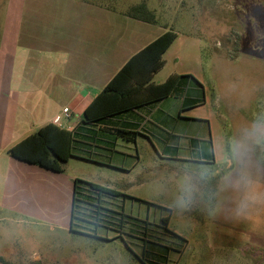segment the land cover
Segmentation results:
<instances>
[{"label":"rangeland","instance_id":"obj_1","mask_svg":"<svg viewBox=\"0 0 264 264\" xmlns=\"http://www.w3.org/2000/svg\"><path fill=\"white\" fill-rule=\"evenodd\" d=\"M104 1L118 11L142 1L154 10L156 33L176 34L155 83L192 75L204 103L181 112L168 129L177 152H165L159 139L152 146L139 138L138 157L126 149L114 156L113 168L70 159L65 176L128 196L88 193L73 230L68 192L48 180L43 191L51 196H43L39 210L30 198L25 214L0 210V256L12 264H264V204L235 219L242 193L220 188L222 143L264 112V0ZM19 7L20 0H0V43L19 27ZM180 102L170 98L159 109ZM201 169L208 175L202 178ZM260 177L264 184V165ZM186 178L192 195L182 207Z\"/></svg>","mask_w":264,"mask_h":264},{"label":"crops","instance_id":"obj_2","mask_svg":"<svg viewBox=\"0 0 264 264\" xmlns=\"http://www.w3.org/2000/svg\"><path fill=\"white\" fill-rule=\"evenodd\" d=\"M126 11L110 8L103 0H20L19 27L0 43L1 211L25 214L26 206H31L28 198L39 210L43 196H51L43 191L48 180L63 186L65 195L68 192L70 223L73 181L78 178L64 175L70 159L113 168L114 156L125 155L126 149H134L138 157L139 138L152 146L159 139L165 152L167 147L177 152L167 134L176 116L181 118L182 104L159 109L173 97L107 117L99 124L83 123L84 110L94 97L133 56L165 32L157 34L158 23L136 20ZM164 65L153 75L154 84H160L154 78ZM65 108L68 116L63 114ZM56 116L59 125L53 122ZM46 124L75 132L79 154L90 159L69 158L58 173L8 154ZM118 129L138 134L127 142L117 137ZM158 131L166 136L162 138Z\"/></svg>","mask_w":264,"mask_h":264},{"label":"trees","instance_id":"obj_3","mask_svg":"<svg viewBox=\"0 0 264 264\" xmlns=\"http://www.w3.org/2000/svg\"><path fill=\"white\" fill-rule=\"evenodd\" d=\"M126 14L131 18L150 24L158 23L155 12L149 9L144 1L129 7ZM175 39L176 34L172 30H166L133 56L84 110L83 123L99 124L107 117L131 112L168 97L181 100V111L204 103V88L192 75H171L163 83L154 84L152 82L153 75L164 65L162 55ZM116 132L117 137L127 142H133L138 134L130 129H118ZM77 143L79 140L75 132L61 129L54 124H46L12 147L8 154L25 163L62 173L64 164L69 158L90 159L89 156L79 154ZM190 144L196 148L199 143L197 139H191ZM166 151L170 152L168 147ZM90 192L96 194L97 198L102 196L128 197L117 190L75 178L70 230H73L74 220L80 219V217L78 218V203L88 204L85 198ZM83 214H86L85 211ZM165 228L167 229L166 223ZM0 263L12 264L1 256Z\"/></svg>","mask_w":264,"mask_h":264},{"label":"clouds","instance_id":"obj_4","mask_svg":"<svg viewBox=\"0 0 264 264\" xmlns=\"http://www.w3.org/2000/svg\"><path fill=\"white\" fill-rule=\"evenodd\" d=\"M264 112L255 114L253 119L237 128L236 132L221 145L220 164L225 169L220 180L221 191L232 190L242 193L235 211V219L248 218L249 210L264 204V184H261L260 167L264 165ZM209 170L201 169V177ZM217 173L212 172V175ZM188 199L181 200L187 207L191 200L192 188L186 178Z\"/></svg>","mask_w":264,"mask_h":264},{"label":"built area","instance_id":"obj_5","mask_svg":"<svg viewBox=\"0 0 264 264\" xmlns=\"http://www.w3.org/2000/svg\"><path fill=\"white\" fill-rule=\"evenodd\" d=\"M63 114H64L65 116H68V109H67V108H65V109L63 110ZM59 121H60V117H59V116H56V117L54 118V120H53V122H54L56 125H59Z\"/></svg>","mask_w":264,"mask_h":264}]
</instances>
